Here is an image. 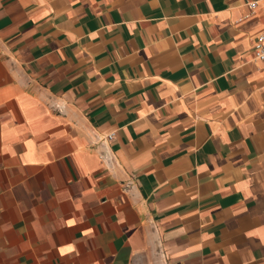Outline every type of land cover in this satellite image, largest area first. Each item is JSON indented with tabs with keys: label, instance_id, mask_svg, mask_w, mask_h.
<instances>
[{
	"label": "crops",
	"instance_id": "0c3cea01",
	"mask_svg": "<svg viewBox=\"0 0 264 264\" xmlns=\"http://www.w3.org/2000/svg\"><path fill=\"white\" fill-rule=\"evenodd\" d=\"M263 31L264 1L0 0V264H264Z\"/></svg>",
	"mask_w": 264,
	"mask_h": 264
},
{
	"label": "built area",
	"instance_id": "2783aa9c",
	"mask_svg": "<svg viewBox=\"0 0 264 264\" xmlns=\"http://www.w3.org/2000/svg\"><path fill=\"white\" fill-rule=\"evenodd\" d=\"M245 1L248 7L253 10L258 6L260 2L264 0H245ZM252 51L255 56V59L259 61H264V31L259 33V35L257 36L253 44ZM113 137H114V134L110 133L106 135L105 139L111 140L113 139Z\"/></svg>",
	"mask_w": 264,
	"mask_h": 264
}]
</instances>
